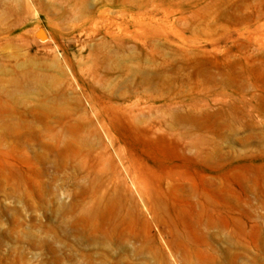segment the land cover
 Instances as JSON below:
<instances>
[{
    "label": "rangeland",
    "instance_id": "obj_1",
    "mask_svg": "<svg viewBox=\"0 0 264 264\" xmlns=\"http://www.w3.org/2000/svg\"><path fill=\"white\" fill-rule=\"evenodd\" d=\"M4 1L0 264H264V0Z\"/></svg>",
    "mask_w": 264,
    "mask_h": 264
},
{
    "label": "bare ground",
    "instance_id": "obj_2",
    "mask_svg": "<svg viewBox=\"0 0 264 264\" xmlns=\"http://www.w3.org/2000/svg\"><path fill=\"white\" fill-rule=\"evenodd\" d=\"M7 4H8V7H7ZM0 5H5V7H7L8 9L7 10H10V9H14V7L12 6L11 2L10 3H6L5 4V1L4 0H0ZM4 8V7H3ZM6 9V8H4Z\"/></svg>",
    "mask_w": 264,
    "mask_h": 264
},
{
    "label": "water",
    "instance_id": "obj_3",
    "mask_svg": "<svg viewBox=\"0 0 264 264\" xmlns=\"http://www.w3.org/2000/svg\"><path fill=\"white\" fill-rule=\"evenodd\" d=\"M41 37H43V35H41Z\"/></svg>",
    "mask_w": 264,
    "mask_h": 264
}]
</instances>
